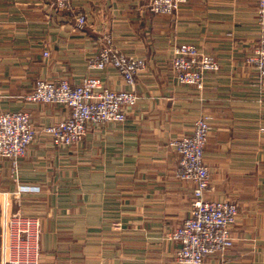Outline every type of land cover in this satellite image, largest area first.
Masks as SVG:
<instances>
[{"label": "crops", "instance_id": "1", "mask_svg": "<svg viewBox=\"0 0 264 264\" xmlns=\"http://www.w3.org/2000/svg\"><path fill=\"white\" fill-rule=\"evenodd\" d=\"M71 1L86 15L82 26L50 0H0V111H28L37 130L16 166L0 156V230L5 210L36 216L38 264H181L169 233L189 214L193 183L176 176L168 140L204 113L205 198L233 200L238 217L231 246L203 264H264V80L246 60L258 35L256 0H185L176 15L152 13L149 0ZM106 33L144 58L132 85L111 66H87ZM180 42L219 62L201 91L176 80ZM84 75L138 99L124 121L90 124L82 141L54 145L41 127L68 108L24 95L36 78L79 83ZM114 220L121 230L108 229Z\"/></svg>", "mask_w": 264, "mask_h": 264}, {"label": "built area", "instance_id": "2", "mask_svg": "<svg viewBox=\"0 0 264 264\" xmlns=\"http://www.w3.org/2000/svg\"><path fill=\"white\" fill-rule=\"evenodd\" d=\"M183 1L149 0L148 9L152 13L176 15ZM256 3L258 35L246 60L254 77L262 83L264 0H256ZM49 5L74 13L79 26L86 22V15L71 0H50ZM43 54L48 55V51L44 50ZM87 66L99 69L111 66L132 85L136 74L145 67V60L126 54L114 43L111 33H106L98 50L87 58ZM171 68L177 81L201 91L205 72L217 70L219 62L213 54L197 45L180 42L173 46ZM24 98L60 103L68 108V113L61 119L41 127L52 144L61 146L82 141L90 124L124 121L128 107L136 103L138 95L132 89L108 88L98 76L84 75L79 83H70L66 78H36L32 90ZM209 129L210 117L202 113L194 119L189 133L168 140V145L177 153L176 176L193 183L189 214L169 233L178 242L175 258L181 264H203L206 255L224 252L233 242L230 228L238 217L237 204L229 198H205L209 168L204 161V145ZM36 137L37 130L32 126L28 111H0V156L9 158L16 165L17 159L26 153ZM38 222L37 217L22 215L19 211L8 219L4 211L1 264H38ZM122 226L120 220H114L108 229L121 230Z\"/></svg>", "mask_w": 264, "mask_h": 264}, {"label": "rangeland", "instance_id": "3", "mask_svg": "<svg viewBox=\"0 0 264 264\" xmlns=\"http://www.w3.org/2000/svg\"><path fill=\"white\" fill-rule=\"evenodd\" d=\"M26 154V153H25ZM24 154V155H25ZM19 159V158H18ZM18 159H17V161H18ZM17 161H16V165H17ZM12 164H14V163H12ZM15 165V166H16ZM236 203V202H235ZM16 211H18V210H16ZM16 211L14 212V213H16ZM20 213V212H19ZM22 215H25V214H22ZM12 216V215H11ZM33 216V215H32ZM36 217V216H35ZM10 217H8V219H9ZM1 220L3 221V219L1 218ZM38 221H39V219H38ZM3 228L0 230V250H1V247H2V241H1V237H2V233H3ZM38 234H39V222H38ZM39 253H40V249H39ZM1 260H2V257L0 258V264H1Z\"/></svg>", "mask_w": 264, "mask_h": 264}]
</instances>
